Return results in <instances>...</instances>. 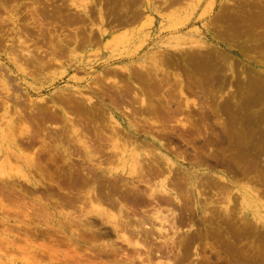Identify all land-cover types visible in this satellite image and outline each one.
Masks as SVG:
<instances>
[{
  "label": "rangeland",
  "instance_id": "374dc122",
  "mask_svg": "<svg viewBox=\"0 0 264 264\" xmlns=\"http://www.w3.org/2000/svg\"><path fill=\"white\" fill-rule=\"evenodd\" d=\"M171 1L0 0V139L12 117L36 162L0 174V264H264L240 199L264 194V0ZM113 143L135 174L106 173Z\"/></svg>",
  "mask_w": 264,
  "mask_h": 264
},
{
  "label": "bare ground",
  "instance_id": "6f19581e",
  "mask_svg": "<svg viewBox=\"0 0 264 264\" xmlns=\"http://www.w3.org/2000/svg\"><path fill=\"white\" fill-rule=\"evenodd\" d=\"M36 1V0H35ZM84 1V0H83ZM170 2H172L171 0H169ZM87 2V1H86ZM169 2V3H170ZM174 3H175V1H173ZM172 2V3H173ZM177 2H178V0H177ZM168 3V4H169ZM179 3V2H178ZM39 5H41V4H39ZM32 6V5H31ZM128 6V5H127ZM126 6V7H127ZM87 7H89V6H87ZM129 7V6H128ZM37 8V7H36ZM75 8V7H74ZM131 8V7H130ZM102 9V8H101ZM46 10H48V9H46ZM86 10H87V8H86ZM43 11H45L44 9H43ZM135 11V10H134ZM48 12V11H47ZM46 11L45 12H43L44 13V15H47V14H49V13H47ZM136 12V11H135ZM33 13V12H32ZM45 13H47V14H45ZM137 13H139V12H137ZM142 13V12H141ZM41 14V13H40ZM37 15V14H36ZM131 15V14H130ZM133 15V14H132ZM141 15V14H140ZM139 15V16H140ZM90 16V15H89ZM137 16V15H136ZM130 17V16H129ZM67 18V17H66ZM72 18V17H71ZM75 18V17H74ZM120 17H118V19H119ZM132 18V17H131ZM138 18V17H137ZM33 19V18H32ZM37 19V18H36ZM43 19H45L44 17H43ZM116 19V18H115ZM124 19V18H123ZM130 19V18H129ZM128 19V20H129ZM37 20H39V19H37ZM135 20V19H134ZM17 21V20H16ZM34 21V20H33ZM36 21V20H35ZM120 21V20H119ZM119 21H118V24H119ZM133 21V20H132ZM131 20H130V22H132ZM2 22V21H1ZM13 22H14V20H13ZM116 22V21H115ZM127 22V21H126ZM136 22V21H135ZM134 22V23H135ZM15 23V22H14ZM67 23H69V21L67 22ZM121 23V22H120ZM124 23V22H123ZM70 24V23H69ZM121 25V24H120ZM119 25V26H120ZM124 25V24H123ZM129 25V24H128ZM43 28V27H42ZM170 28V27H169ZM42 31H44V29L42 30ZM30 32V31H29ZM76 32V31H75ZM39 34V33H38ZM76 34V33H75ZM1 35V34H0ZM33 35V34H32ZM40 35V34H39ZM77 35V34H76ZM174 35H176V34H174ZM63 36V35H62ZM67 36V35H66ZM21 38H19V40H20ZM122 40V39H121ZM196 40V39H195ZM16 41V40H15ZM21 42H23V41H21ZM197 42V41H196ZM13 43H15V42H13ZM24 43V42H23ZM186 43H188V42H186ZM191 43V42H190ZM195 43V42H194ZM205 43V42H204ZM204 43H201V46H203V44ZM200 44V43H199ZM21 45L22 44H20V45H18V46H20L19 48L21 49ZM164 45V44H163ZM186 45V44H185ZM184 44L182 45L181 44V46H185ZM11 46H13V45H11ZM16 46V45H15ZM14 46V47H15ZM17 46V47H18ZM180 46V47H181ZM200 46V47H201ZM14 47H13V49H14ZM26 47V46H25ZM190 47H191V45H190ZM194 47V46H193ZM192 47V48H193ZM29 48V47H28ZM28 48H26V49H28ZM173 48V47H172ZM177 48V47H176ZM175 48V49H176ZM11 49V48H10ZM15 49H17V48H15ZM15 49H14V51H15ZM193 50V49H192ZM13 51V52H14ZM25 52V51H24ZM28 52H30V51H28ZM27 52V53H28ZM50 52V51H49ZM15 53H19L20 54V52H15ZM14 53V54H15ZM26 53V52H25ZM13 54V55H14ZM51 54V53H50ZM20 55H22V54H20ZM29 55H31V53L29 54ZM46 55V54H45ZM15 56H16V54H15ZM24 56V55H23ZM27 56V55H26ZM11 58V57H10ZM16 58V57H15ZM23 58V57H22ZM17 59V58H16ZM35 59V58H34ZM15 61V60H14ZM33 61V60H32ZM27 62V61H26ZM31 62V61H30ZM43 62V61H42ZM39 64V63H38ZM43 64V63H42ZM143 64H145V63H143ZM139 65V64H138ZM264 65V64H263ZM42 67V66H41ZM8 72L11 74H14L15 73V69L14 68H12V67H9L8 68ZM9 79H10V75L9 74H3V73H0V86H1V89L5 92V94H6V98H5V100H1L2 102V105H3V108H4V111H5V113H7L8 112V110H7V108H8V103H9V101L8 100H10V98L8 99V97L10 96V94H9ZM11 85V84H10ZM17 89V88H16ZM18 91V90H17ZM12 92V91H11ZM3 94V93H2ZM63 94V93H62ZM4 95V94H3ZM61 96V95H60ZM2 97V96H1ZM64 97H66V96H64ZM69 97V96H68ZM7 99V100H6ZM12 99H14V102H16V97L15 98H12ZM87 99V98H86ZM88 99L90 100L91 99V97H88ZM93 99V98H92ZM143 99V98H142ZM21 100V99H20ZM19 100V101H20ZM31 100V99H30ZM36 100H39L38 98L36 99ZM35 100V101H36ZM40 100H41V98H40ZM54 100V99H53ZM53 100H52V102H53ZM18 101V100H17ZM18 101V102H19ZM25 101V100H24ZM22 102V101H21ZM140 102L142 103V100H140ZM198 102V101H197ZM67 103V102H66ZM90 103V102H89ZM92 103V102H91ZM144 103V102H143ZM200 103H201V101H200ZM34 104V101H32L31 100V105H33ZM194 104H195V102H194ZM202 104V103H201ZM196 105V104H195ZM2 107V106H1ZM21 108V107H20ZM72 108V107H71ZM69 111V110H68ZM45 112V111H44ZM48 114V113H47ZM49 115H51L50 113H49ZM43 116V115H42ZM6 117V116H5ZM58 117H59V115H58ZM23 118V117H22ZM23 119H25V118H23ZM24 121V120H23ZM44 121V120H43ZM70 121V120H69ZM179 121V120H178ZM20 122H21V120H20ZM67 122V121H66ZM4 123V122H3ZM15 123H17L16 121H15ZM1 125V124H0ZM6 125H7V132H6V135L3 137V138H5V139H0V150L2 149V147H4L5 146V148H6V150L8 151L7 153H9L8 155L6 154V156H5V158H4V161H5V163H6V166L5 167H7V170L6 171H3V170H0V174H6L7 176H9V177H12V176H14V174L16 175V177L17 178H22L24 181H26L27 183H30V184H32V185H36L35 184V181H34V179H33V177L31 176V174H30V170H31V168L32 167H34V163H36V162H34L33 160H34V155L32 156V154H28V153H26L25 152V150H24V148L26 149H28V147H27V145H25V146H21V144L19 143H17V139H18V137H19V139L20 140H22V139H25L24 138V136H26V135H29V134H27V132H28V129L25 127L24 128V126L23 127H18V129L17 128H14L13 127V118L12 117H9L8 119H7V122H6ZM12 125V126H11ZM15 125H17V124H15ZM47 125V124H46ZM50 127V126H49ZM53 127V126H52ZM65 127V126H64ZM55 129V128H54ZM64 129V128H63ZM66 129V128H65ZM113 129V128H112ZM71 130V129H70ZM46 131V130H45ZM52 132V131H51ZM82 132V131H81ZM56 133V132H55ZM47 134V133H46ZM45 134V135H46ZM74 134V130H71V135H73ZM226 135H229V134H227L226 133ZM30 136V135H29ZM50 136V135H49ZM53 137V136H52ZM86 137V136H85ZM31 138V137H30ZM225 138V137H224ZM229 138V137H228ZM29 139V138H28ZM86 139V138H85ZM227 139V138H226ZM3 140H4V142H3ZM77 141L76 142H78V144L80 143V144H82L81 145V147H83L85 150H86V154L88 155L90 152H89V150L87 149V144H85L84 142H82V141H80L79 140V138H77L76 139ZM233 140H234V142H232V144L233 145H235V143L237 142V141H235V138H234V136H233ZM233 140H231V141H233ZM238 140V139H237ZM66 141V140H65ZM73 141V140H72ZM231 141H229V143H231ZM67 142V141H66ZM71 142V141H70ZM82 142V143H81ZM131 142V141H130ZM224 142H225V139H224ZM243 142V141H242ZM22 143V142H21ZM240 143V142H239ZM251 143V142H250ZM6 144V145H5ZM43 144V143H42ZM50 144V143H49ZM48 144V145H49ZM114 145H113V147L114 148H116L118 151H116V153H115V155H117V153H118V155L116 156V158L115 159H113L114 161L117 159V160H119V163H121L119 166H116V167H111V168H109V169H106L105 171H106V173L107 174H109V175H111L112 176V178H113V176H114V174H119V173H125V174H128V175H132L133 173L135 174L136 172H137V167H136V165H140L139 163H138V160H139V158L137 159V157L135 156V154L136 153H134L133 151H132V153L130 154H128L129 156H132V157H134L133 158V160H134V162H130L129 163V165L128 164H124V163H127V161L125 162V159H124V156L125 155H127V150L125 149V147L123 146V147H121V148H119V144L117 145L116 143H113ZM226 144V143H225ZM231 144V145H232ZM238 144V143H237ZM236 144V146L235 147H237L238 145ZM241 144V143H240ZM46 145L47 144H45L44 146H45V148H46ZM227 145V148H229V144H226ZM34 146V145H33ZM41 146V145H40ZM43 146V145H42ZM41 146V147H42ZM43 146V147H44ZM244 146V145H243ZM74 147V146H73ZM80 147V146H79ZM231 147H233V146H230V148ZM239 147V150H240V147L241 146H238ZM237 147V148H238ZM245 147V146H244ZM246 147H251V148H253L254 146H246ZM32 148H34V147H32ZM40 148V147H39ZM48 148L49 147H47L46 149L48 150ZM134 148H135V146H134ZM230 148H229V150H230ZM26 149V150H27ZM45 149V150H46ZM69 149V148H68ZM68 149H67V151H68ZM77 149V148H76ZM75 149V150H76ZM79 149V148H78ZM115 149V150H116ZM233 149V148H232ZM248 149V148H247ZM247 149L245 148V154H246V151H247ZM254 149V152H255V150H256V148H253ZM4 150V149H3ZM36 150H37V148H36ZM43 150V149H42ZM45 150H44V152H45ZM64 151L63 152H66V149H63ZM73 150V149H72ZM234 150H237L236 148H234ZM238 150V151H239ZM250 149H248V151H249ZM55 151V150H54ZM78 151V150H77ZM233 151V150H232ZM28 152V151H27ZM48 152V151H47ZM50 152V151H49ZM48 152V153H49ZM70 150H69V153L68 152H66V155H67V157H69V156H71L70 155ZM73 152V151H72ZM84 152V151H83ZM114 152V151H113ZM112 152V153H113ZM236 151H234L233 153L236 155V153H235ZM253 152V153H254ZM35 153V152H34ZM47 153V154H48ZM51 153V152H50ZM74 153H75V151H74ZM119 153H120V156H119ZM233 153H231V154H233ZM249 153V152H248ZM247 153V154H248ZM250 153H252V152H250ZM41 154V153H40ZM46 154V153H45ZM57 154V153H56ZM55 154V155H56ZM145 154H147V153H145ZM230 154V153H229ZM244 154V152L242 153V155ZM244 154V156H241V151H240V157H241V159L240 160H242V158H244V157H246V155ZM44 155V154H43ZM112 156H113V154H111ZM144 155V154H143ZM250 154H248V156H249ZM106 156V155H105ZM111 156V157H112ZM119 156V157H118ZM151 156V155H150ZM237 156H239V154L237 155ZM10 157H12V159H13V161H11L10 160ZM36 157V156H35ZM87 157H89V155L87 156ZM146 157H147V155H146ZM236 157V156H235ZM250 157H254L253 155L251 156L250 155ZM93 158V157H92ZM108 158V157H107ZM128 158V157H127ZM237 158V157H236ZM235 158V161L237 160ZM239 158V157H238ZM91 159V158H90ZM106 159V158H105ZM105 159H102V160H105ZM148 159V158H147ZM167 160H168V162H169V164H168V169H169V172L171 171V166L173 167V165H174V161H172L171 159H169V158H166ZM205 159V158H204ZM203 159V160H204ZM245 159V158H244ZM248 159H250V158H248ZM107 160V159H106ZM108 160H109V158H108ZM112 160V161H113ZM141 160V159H140ZM165 160V159H164ZM202 160V161H203ZM229 160V159H228ZM227 160V161H228ZM239 160V159H238ZM262 160V159H261ZM110 161V160H109ZM108 161V162H109ZM111 162L110 161V163H114L115 164V162ZM200 161V160H199ZM230 161V160H229ZM107 162V161H106ZM118 162V161H117ZM138 164H137V163ZM192 163H193V161H191ZM204 162V161H203ZM232 163V162H231ZM231 163L229 164V165H231ZM39 164V163H38ZM75 164V163H74ZM227 164V163H226ZM113 165V164H112ZM118 165V164H117ZM0 166H1V163H0ZM73 166V165H72ZM115 166V165H114ZM219 166V165H218ZM228 167V164L227 165H225V167ZM192 167V166H191ZM196 167V166H195ZM212 167V166H211ZM211 167H209V168H211ZM217 167V166H216ZM37 168V167H36ZM73 168V167H72ZM80 168V167H79ZM79 168H78V173H80V171H79ZM85 168V167H84ZM88 168V167H87ZM86 168V170H88ZM139 168V167H138ZM140 168H141V166H140ZM77 169V168H76ZM93 169V168H92ZM91 169V170H92ZM160 169V168H159ZM227 169V168H226ZM85 170V169H84ZM101 170H102V168H101ZM167 169H165V171H166ZM72 171H74V170H72ZM89 171V170H88ZM104 171V172H105ZM139 171V170H138ZM159 171H162V169L161 170H159ZM173 171V170H172ZM13 172V173H12ZM33 172V171H32ZM76 172V171H75ZM87 172V171H86ZM92 172V171H91ZM91 172H90V174H91ZM94 172H95V170H94ZM139 172H142V170L141 171H139ZM139 172H138V174H139ZM158 172V171H157ZM195 172V171H194ZM78 173H76V174H78ZM88 173V172H87ZM93 173V172H92ZM159 173V172H158ZM83 174V173H82ZM156 174V177L158 176V174L157 173H155ZM167 174V173H166ZM189 174H191L192 175V172H191V169H190V172H189ZM73 175V174H72ZM85 175V174H84ZM93 175V174H92ZM140 176H141V174H139ZM138 175V176H139ZM159 175H161L160 173H159ZM162 175H163V173H162ZM168 175V174H167ZM190 175V176H191ZM208 175V174H207ZM119 176V175H118ZM117 176V177H118ZM137 175L135 176L134 175V177L133 176H131L130 177V182H131V185L134 187V188H136L135 190H138L137 189V187L139 186L138 185V182H143L141 179H140V176H139V179L137 178L138 177ZM186 176V175H185ZM206 176V175H205ZM116 177V176H115ZM136 177V178H135ZM155 177V176H154ZM160 177V176H159ZM120 178V177H119ZM126 178V177H125ZM142 178V177H141ZM158 178V177H157ZM166 178H167V176H163V179H161L159 182H157V183H155L153 186H151L150 185V181H148L147 183H149V185H148V188H146V190L148 189L149 190V192H150V194H153L154 192H156V193H158V192H163V193H169V191L171 190V188H169L170 186H168V184L166 183ZM203 178V177H202ZM206 178V177H205ZM51 179V178H50ZM115 179V178H114ZM191 177L189 178V180L191 181ZM113 180V179H112ZM41 181V180H40ZM71 181V180H70ZM216 181V180H215ZM135 182H137V183H135ZM170 182V181H169ZM174 182V181H173ZM200 182V181H199ZM212 182V181H211ZM262 182V181H261ZM260 182V183H261ZM37 183V182H36ZM55 183V182H54ZM115 183V182H114ZM129 183V182H128ZM259 183V184H260ZM38 184V183H37ZM140 184V183H139ZM170 185V184H169ZM215 185V184H214ZM261 185V184H260ZM216 186V185H215ZM132 187V188H133ZM133 188V189H134ZM213 188V187H212ZM217 188V187H216ZM215 188V189H216ZM220 188V187H219ZM0 189H2V188H0ZM5 189V188H4ZM140 189V188H139ZM214 189V188H213ZM225 189V188H224ZM217 190V189H216ZM141 191V190H140ZM225 191H226V189H225ZM241 191V190H240ZM244 191V190H243ZM243 191H241L240 192V199H241V206H243L244 207V209L246 210V214L248 213V214H250L252 217H253V219H254V221H256V222H262L263 224H264V200H262L261 199V197H263L264 196V194H263V196H261V197H259V193H257V194H259V195H257L256 193H254V192H252V193H254L255 195H253V200H251L252 198H251V196H250V194L249 193H247V192H243ZM219 192H221L220 190H219ZM137 193V192H136ZM141 193V192H140ZM172 193H174V191L172 192ZM197 193H198V191H197ZM143 194V193H142ZM156 195V194H155ZM171 195V194H170ZM152 196V195H151ZM162 197V196H161ZM174 197H176V195L174 196ZM229 197V196H228ZM227 197V199L229 200V198ZM178 199V198H177ZM250 201H252L253 203H251ZM225 202V201H224ZM254 207L255 209H252V208ZM251 208V209H250ZM225 209V208H224ZM227 210V209H226ZM111 218L112 217H114L115 218V216L114 215H111L110 216ZM166 217V216H165ZM118 218V217H117ZM164 218V217H163ZM167 219V218H166ZM112 221V220H111ZM113 221H115V220H113ZM119 222H121V221H119ZM118 223V222H117ZM166 223V222H165ZM115 227H117V226H115ZM126 228V227H125ZM160 228H162L161 226H160ZM165 228V227H164ZM163 228V229H164ZM122 229V228H121ZM120 230V229H119ZM165 231V230H164ZM122 232V231H121ZM140 233V232H139ZM123 236L125 235V236H127L126 234H125V232H124V234H122ZM122 236V237H123ZM126 238V237H125ZM126 240V239H125ZM127 240H129L128 238H127ZM126 240V241H127ZM137 244H138V242H137Z\"/></svg>",
  "mask_w": 264,
  "mask_h": 264
}]
</instances>
